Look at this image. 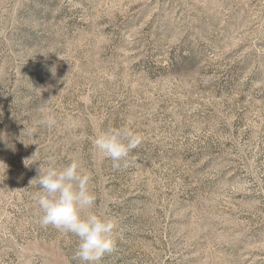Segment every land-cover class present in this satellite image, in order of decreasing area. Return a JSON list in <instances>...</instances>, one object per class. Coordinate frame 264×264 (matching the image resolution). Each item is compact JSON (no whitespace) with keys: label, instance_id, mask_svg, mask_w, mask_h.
<instances>
[{"label":"rangeland","instance_id":"rangeland-1","mask_svg":"<svg viewBox=\"0 0 264 264\" xmlns=\"http://www.w3.org/2000/svg\"><path fill=\"white\" fill-rule=\"evenodd\" d=\"M49 157L115 225L99 264H264V0H0V264H78L39 223Z\"/></svg>","mask_w":264,"mask_h":264},{"label":"clouds","instance_id":"clouds-1","mask_svg":"<svg viewBox=\"0 0 264 264\" xmlns=\"http://www.w3.org/2000/svg\"><path fill=\"white\" fill-rule=\"evenodd\" d=\"M40 124L51 129L56 121L49 116ZM141 142V135L128 126L109 127L94 138L93 147L112 161L113 168L119 169L122 161L127 166L129 153ZM53 161L54 158L49 157L47 164L41 163L39 177L34 180L40 186L33 195L41 212L39 223L78 238L73 254V260L78 264H99L106 253L113 251L111 236L115 225L92 211L96 196L90 191L89 176L81 173L80 164L73 160L57 168Z\"/></svg>","mask_w":264,"mask_h":264}]
</instances>
